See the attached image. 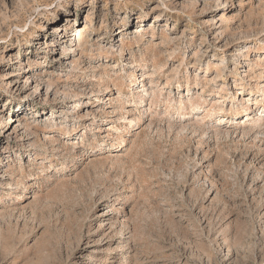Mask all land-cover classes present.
Segmentation results:
<instances>
[{
  "label": "rangeland",
  "instance_id": "obj_1",
  "mask_svg": "<svg viewBox=\"0 0 264 264\" xmlns=\"http://www.w3.org/2000/svg\"><path fill=\"white\" fill-rule=\"evenodd\" d=\"M1 61L0 264H264V0H0Z\"/></svg>",
  "mask_w": 264,
  "mask_h": 264
},
{
  "label": "bare ground",
  "instance_id": "obj_2",
  "mask_svg": "<svg viewBox=\"0 0 264 264\" xmlns=\"http://www.w3.org/2000/svg\"><path fill=\"white\" fill-rule=\"evenodd\" d=\"M63 30V28L61 29V31ZM4 61H1L0 64H3ZM5 65V64H3ZM26 70H32L33 68H31V66H26L25 67ZM238 88H242L244 89V85H240ZM240 93V92H239ZM136 98L139 97V95H135ZM243 110H246V107H243ZM224 115H221V117H223ZM257 125L253 124L252 127L255 128ZM216 131H218L219 133L222 131L219 127L216 128Z\"/></svg>",
  "mask_w": 264,
  "mask_h": 264
}]
</instances>
